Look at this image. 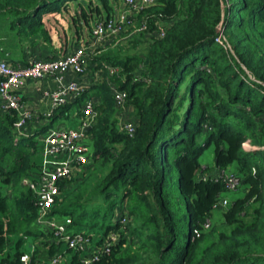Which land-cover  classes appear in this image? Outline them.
Wrapping results in <instances>:
<instances>
[{
	"label": "trees",
	"instance_id": "trees-1",
	"mask_svg": "<svg viewBox=\"0 0 264 264\" xmlns=\"http://www.w3.org/2000/svg\"><path fill=\"white\" fill-rule=\"evenodd\" d=\"M121 1L0 0V43L59 42L66 57L96 22L122 12ZM133 21L151 39L143 54L135 38L132 52L119 43L93 58L102 80L75 103L83 118L85 99L96 100L92 157L61 183L52 215L69 217L89 242L99 231L94 251L117 236L90 264H264V0H157ZM108 66L117 69L111 78ZM109 81L128 93L133 135L122 130ZM16 121L0 112V184L8 190L0 193V264H24V254L28 264H45L44 246L49 259L61 253L66 264H85L93 251L44 241L54 236L36 224L39 204L25 184L40 169L39 144ZM210 147L213 168L200 163ZM220 170L240 176L246 194L221 225L206 228L228 191Z\"/></svg>",
	"mask_w": 264,
	"mask_h": 264
},
{
	"label": "built area",
	"instance_id": "built-area-1",
	"mask_svg": "<svg viewBox=\"0 0 264 264\" xmlns=\"http://www.w3.org/2000/svg\"><path fill=\"white\" fill-rule=\"evenodd\" d=\"M157 0H126V5L131 12L140 13L152 6ZM133 25L132 15L128 12H120L116 17L95 23L92 36L87 42H82L73 53L63 58L50 60H34L24 67H13L6 61L0 60V112L14 113L17 121L14 125L18 133L24 134L29 122L35 113L27 110L22 105L20 91L28 80L41 81L46 78L54 79L57 83V90L45 92L43 97L51 100V112L48 116L61 107L77 101L87 92L86 87L75 80H69V74L79 76L85 75L88 65L99 51L107 46L119 44L118 38L122 36L128 26ZM138 32L147 31L144 24L137 29ZM163 33L161 34V37ZM217 43L222 44V37H218ZM109 77L117 73V69L111 66L106 67ZM109 87L114 96L116 107L124 109L128 104V93L120 90L111 81ZM96 100H89L83 107L84 117L81 127L78 129H61L50 131L43 139V153L38 173L34 178L26 181L25 184L36 195L39 204V215L36 224L43 232L52 233L54 240L63 243L68 249L74 252L84 253L87 251L88 239L84 233H69L72 220L65 217L60 223L56 216L52 215L56 199L61 192V183L71 179L81 172L89 163L92 157V149L89 144L87 129L91 128L96 120ZM122 130L129 135L135 132V123L127 121L121 123ZM226 185L228 191H235L242 185V179L235 172L220 170L217 172ZM229 202L226 199L220 201L215 207H227ZM123 223H127L124 217ZM211 225L206 224V228ZM117 242V236L111 235L106 243L98 251L92 252V256L85 259V264L97 260L102 252H109V248ZM30 257L24 254L21 262L28 264ZM64 254H57L51 257L45 264H66Z\"/></svg>",
	"mask_w": 264,
	"mask_h": 264
},
{
	"label": "crops",
	"instance_id": "crops-1",
	"mask_svg": "<svg viewBox=\"0 0 264 264\" xmlns=\"http://www.w3.org/2000/svg\"><path fill=\"white\" fill-rule=\"evenodd\" d=\"M109 47L113 46H107L104 49ZM59 48V42H56L53 45H48L43 43L40 39H29L22 42L11 41L9 43L3 41L0 43V60L6 61L13 67H24L34 60H50L51 58H61ZM95 67L96 65L92 61L88 65L85 75L79 76L72 73L68 75V79L75 80L79 84L86 87L88 91L96 87V85L101 82L103 77V72L99 69H96ZM56 90L57 83L51 78H46L41 81L28 80L22 87L20 91L22 105L25 109L35 113L34 119L29 122L26 130L24 131V136H35V140L36 137L39 136L40 140H43L46 136L44 133H46L49 129H52L53 121L57 122L60 119L62 120L64 118H71L70 115H74L79 119V124L76 129L81 127L83 118L80 116L78 107L75 105L76 101H70V103L66 105L69 108L65 106V114L61 111H58V109L52 113V116H48V114L51 112V100L44 98L43 94L45 92H52ZM92 99L94 98L85 99L81 109L83 110L84 105ZM53 116L56 117L54 118ZM132 120H134V118ZM59 129L61 130L64 128L60 127ZM47 260H49V258Z\"/></svg>",
	"mask_w": 264,
	"mask_h": 264
},
{
	"label": "rangeland",
	"instance_id": "rangeland-1",
	"mask_svg": "<svg viewBox=\"0 0 264 264\" xmlns=\"http://www.w3.org/2000/svg\"><path fill=\"white\" fill-rule=\"evenodd\" d=\"M120 9L123 12H128L130 15H132V19H135L138 15V13L136 12H131L130 8L126 5V0H122L121 4H120ZM138 25L135 23V21H133V25L128 26L126 28L125 33L120 36L118 38V40H120V45H122L124 47V49L127 52H132L134 50L133 46H134V39L135 38H140V45H139V49L137 51H139L140 53H145V49L147 47V42L151 39V36L149 35H145L144 39L141 38V36L139 35L141 32H138ZM75 110V109H74ZM73 112V111H72ZM71 112V113H72ZM70 113V112H69ZM135 116V113L133 111V109L127 104L126 107L124 109H118L117 108V118L119 120L120 123H124L127 121H131V119H133ZM71 118H64V119H60L59 121H53V127L52 129H49L46 133H44V135H47L50 131L52 130H60L59 128L62 127L64 129H76L78 124H79V119L74 116V115H70ZM51 120V119H49ZM42 135V136H44ZM36 141L38 142V150H39V154L40 156H42L43 153V140H40V137H36ZM200 163L202 164V166L204 167H209V168H213L215 166V153H214V147H210L208 149H206L203 153V155L200 158ZM233 169V168H232ZM71 187H73V185L68 186L66 188V191L69 192L71 191ZM8 192L7 188L0 184V193L2 194H6ZM246 194V186L245 185H241L237 190L235 191H226L222 194V199H226L229 202V205L227 207H220L218 209H214L213 213H212V217H211V225L213 226H219L222 224L223 220H224V212L226 211V209H228L233 202H235L238 199H241L245 196ZM65 217L63 216H56V219L58 220V222H62L64 220ZM85 233H89L87 231H84ZM69 233H81L79 230H72L69 229ZM92 242H88V249L87 251H85V255L90 254L93 249L95 248V243H97V241L100 239L101 234L99 231H95L92 234ZM15 240H11L8 243L7 246V252L9 254H11L13 252V248L15 245ZM46 243H50L53 242L54 239L53 238H48L46 240ZM39 243L43 242V241H38ZM32 243V239H30L28 242H26V246L30 245ZM41 247H43V245H41ZM64 248H67V246L64 244ZM42 259H44L45 261L48 259L46 252H45V246L43 247V252H42ZM67 261V258H66Z\"/></svg>",
	"mask_w": 264,
	"mask_h": 264
},
{
	"label": "water",
	"instance_id": "water-1",
	"mask_svg": "<svg viewBox=\"0 0 264 264\" xmlns=\"http://www.w3.org/2000/svg\"><path fill=\"white\" fill-rule=\"evenodd\" d=\"M90 129H91V128L87 129V132H89V131H90Z\"/></svg>",
	"mask_w": 264,
	"mask_h": 264
}]
</instances>
